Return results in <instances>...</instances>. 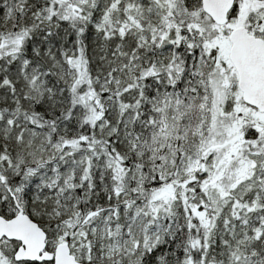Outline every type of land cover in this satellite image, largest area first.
Masks as SVG:
<instances>
[{"label":"snow or ice","instance_id":"6c2138e0","mask_svg":"<svg viewBox=\"0 0 264 264\" xmlns=\"http://www.w3.org/2000/svg\"><path fill=\"white\" fill-rule=\"evenodd\" d=\"M0 264H264V0H0Z\"/></svg>","mask_w":264,"mask_h":264}]
</instances>
